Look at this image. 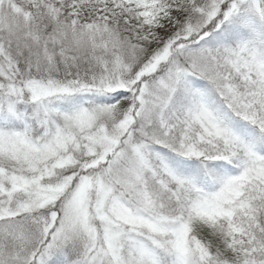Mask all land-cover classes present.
I'll return each mask as SVG.
<instances>
[{"label":"snow or ice","instance_id":"obj_1","mask_svg":"<svg viewBox=\"0 0 264 264\" xmlns=\"http://www.w3.org/2000/svg\"><path fill=\"white\" fill-rule=\"evenodd\" d=\"M0 264H264V0H0Z\"/></svg>","mask_w":264,"mask_h":264}]
</instances>
